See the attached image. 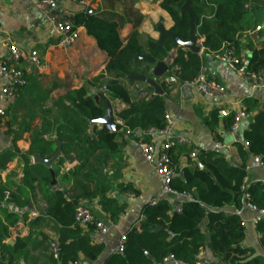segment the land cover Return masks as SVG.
Returning a JSON list of instances; mask_svg holds the SVG:
<instances>
[{
    "label": "trees",
    "instance_id": "1",
    "mask_svg": "<svg viewBox=\"0 0 264 264\" xmlns=\"http://www.w3.org/2000/svg\"><path fill=\"white\" fill-rule=\"evenodd\" d=\"M185 1L162 0L159 4V8L165 11L172 21L170 31L182 41L189 38V18L186 12L180 10ZM190 1L195 32L202 39V53L193 54L181 48L177 49L172 59V67L176 68L174 76L180 84L192 81L204 64V59L223 48L230 47L239 52L237 35L242 28L246 3L249 0ZM207 13H212L213 19L201 20V16ZM71 21L75 28H84L96 41L97 49L108 58L105 67L108 78L102 86L110 100L126 105L125 109L116 114V118L130 131L163 129L165 97L156 95L148 100L134 102L121 80L128 78L136 81V77L149 70V67L138 69L139 64L144 62H134L135 56L146 52L155 61H164L176 45L168 38L164 39L161 45L148 40L147 49L144 50L138 44L137 31H134L123 45L118 33V24L85 11L74 13ZM248 61L252 71L264 69V48L252 49ZM102 77H98L96 81ZM87 93V89L81 87L66 94L64 100L69 105L63 106L60 112L62 122L50 129L62 143L61 154H73L78 162L73 169L62 173L56 171V176L60 177L62 191H50L51 176L44 165H36L41 168L39 172L29 166L30 157L38 154L47 159L55 152V142L43 138V135L49 132L47 127L34 137L27 154L21 156L24 164L21 187H26L33 194V184L38 183L40 194L47 201L45 214L59 226L58 241L55 245L59 254L58 258L54 259L55 262L51 253L50 261L53 264H71L78 261L80 256L93 261L103 250L102 244L92 242L93 227L87 226L86 233H83L74 221L75 210L81 202L86 204L98 197L101 210L109 214L112 222H116L123 212V206H118L115 200L104 196L108 186L98 182L90 189L82 183L92 179L99 180L107 157H114L121 146L117 141L118 132L110 133L96 123L105 115V103L102 100L95 102L93 96H88ZM255 108L254 101L246 102L244 113L249 115L250 110ZM219 118V111H212L205 119L206 126L213 131ZM221 120L224 129L229 131L234 122V114L230 113ZM130 138L135 141L139 139L136 134ZM16 139H12L11 151L19 153L14 146ZM244 140L248 152L253 157H258L264 167V104L254 115L249 129L245 131ZM174 151L175 149H172L168 152L175 174L169 188L184 198L181 212H173L166 199L157 200L154 206L144 205L140 214L144 220L138 227H132L123 235L122 254L112 255L105 264H161L163 258L169 255L178 262L194 264L195 256L200 250L212 254L217 261L212 264H264L262 258L253 256V250L242 247L244 227L236 214L247 204L264 212V183H254L244 188L245 167L232 166L217 151H201L195 160H191L188 156L190 149H185L190 161L189 167L180 170L177 167L178 153ZM56 160L59 166L63 164L62 158ZM8 162V159H5L3 164ZM117 189L121 193L136 194L128 185H118ZM5 192L4 186L0 185V203ZM28 201L27 196L23 206H26ZM19 217L20 214L8 208H0V257L5 264H14L18 254L23 252L29 242L18 239L13 247L5 244L10 229L16 227ZM24 219L25 217L22 220ZM33 225L34 223H30L29 227L32 228ZM255 231L259 235L260 247L264 250V216L255 224Z\"/></svg>",
    "mask_w": 264,
    "mask_h": 264
},
{
    "label": "crops",
    "instance_id": "2",
    "mask_svg": "<svg viewBox=\"0 0 264 264\" xmlns=\"http://www.w3.org/2000/svg\"><path fill=\"white\" fill-rule=\"evenodd\" d=\"M38 1L0 0V29L6 33L8 38L15 41L22 51H37L42 61L49 67L43 72L33 71L28 76L27 85L20 90L17 99L10 106L0 95V104L6 109L5 123L3 122V129L0 132V185L4 186L6 193L10 192L6 208L20 214L19 221L15 228L10 229L9 238L5 244L13 247L18 239L29 241L23 252L16 257L14 264H53L50 261V255L58 241L59 226L45 214L47 201L41 196L38 183L33 184V194L26 187H21L24 166L21 156L27 154L34 137L40 134L44 127H47L49 132L44 134L43 138L55 142L56 136L53 132L51 133L50 129L62 122L60 112L63 106L69 105L64 97L81 87L87 89V94L97 96L98 100L110 104L114 117L126 108L124 103L110 100L103 91L102 84L108 78L105 74L108 58L97 49L94 38L89 36L84 28L78 27L79 37L74 45L66 50L55 48L54 32L46 17L35 6ZM56 1L72 13L81 11L86 13L89 10L88 14H94L118 24V33L123 45L132 33L137 31L138 44L144 50L147 49L148 40L158 41L157 27L159 24H162L166 30L172 27L168 14L159 8L162 0H76L84 1L87 9H82L72 0ZM241 26L237 40L239 48L244 51L249 60L252 49L264 48V0H249L246 3V16ZM257 27L261 30L256 31ZM5 37L0 34V61L5 60L8 55L3 42ZM172 51H175V57L177 50L172 49L169 53ZM201 53L202 50L199 54ZM144 54L148 55L146 52ZM203 63L208 67L210 75L224 86L227 92L225 100L213 102L182 86L174 76L176 68L172 66L170 73L158 82L163 91L162 96L165 97L166 113L172 120L169 134L172 137H182L186 141L184 146L174 148V152L178 153V169L189 167L190 161L185 154V149H190V152L197 150L199 154L201 151H217L232 166L245 167L244 183L247 186L264 183V169L253 163V156L248 152L244 140L245 131L249 129L254 115L261 110L264 104V89L251 93L241 77L224 64L214 60L212 56L205 58ZM139 65L140 70L149 67V70L141 75L150 77L151 66L144 63ZM100 76L103 77L96 81ZM121 83L127 88L134 102L148 100L154 95V90L147 88L142 82L126 78L122 79ZM2 84L0 80V89ZM144 88H147L146 94H142ZM252 101L256 104V108L250 110L248 115L252 117V120H241L234 132L224 129L221 117L213 131L206 126L205 119L212 111L227 108L230 102H240L244 108L246 102L251 103ZM118 135L117 141L121 144L120 149L114 157H107L99 174L100 179L82 183L90 189L98 182L108 186L104 196L115 200L118 206H123V212L116 222H112L109 214L101 210L98 197L85 204L90 208L93 220L102 222L108 227V231L103 235H92L93 243L103 245L99 257L90 261L80 256L76 261L78 264H105L109 257L116 254L120 239L125 232L136 227L144 205L162 198L168 200L173 209L185 201L178 195H161V179L156 174L153 165L144 161L140 155L137 141L130 137L125 138L121 132H118ZM14 137L17 138L14 146L19 153L11 151ZM151 142L155 150L159 152L163 138L154 136ZM216 144L219 145L218 148ZM5 159L9 162L3 164ZM38 164L33 163L30 157L29 166L37 172L41 170L39 166H36ZM77 164L76 159L73 165H68L63 160V164L59 166L58 161L54 160L51 167L54 173L57 170L62 173L75 168ZM55 179L57 185H50L52 187L50 191H62L59 183L60 177L55 174ZM118 185L131 186L136 194L121 193L117 189ZM27 196L29 201L26 206H23ZM13 199L15 201H12ZM83 202L81 203L84 204ZM29 204H31V209L28 208ZM236 213L244 227L242 247L253 250V256L260 257L264 261V250L260 247L259 235L255 231L257 212L243 206ZM23 217H25L24 220H22ZM30 223H34L32 228L29 227ZM80 229L86 233L85 228L80 227ZM9 240H12V244L7 243ZM203 253L205 264L217 262L209 251Z\"/></svg>",
    "mask_w": 264,
    "mask_h": 264
},
{
    "label": "built area",
    "instance_id": "3",
    "mask_svg": "<svg viewBox=\"0 0 264 264\" xmlns=\"http://www.w3.org/2000/svg\"><path fill=\"white\" fill-rule=\"evenodd\" d=\"M73 2L79 4L82 9H87V4L84 1ZM36 8L46 17L49 25L54 32L55 37V48L66 50L74 45L79 37L78 29L72 24V17L74 13L61 7L56 0H39L36 2ZM212 13H207L201 16L202 19L211 20L213 19ZM260 27L256 28V31H260ZM0 34L6 36L3 42L7 48V58L0 61V80L2 81V87L0 89V95L5 100L7 105H11L15 102L18 94L22 88L27 85L28 76L33 73V71H46L48 70V65H46L37 51H22L19 49L17 43L12 39L8 38L6 33L0 29ZM197 35V34H196ZM197 45L202 50V39L197 35ZM212 58L221 64H224L228 69L234 71L241 79L244 81L251 93L256 90L264 89V69L259 71H252L249 69V61L247 55L241 49L236 52L233 48L226 47L220 52L212 55ZM182 86L199 93L213 102H219L227 98V92L224 86L219 83L212 75H210L209 69L205 64H202L197 76L190 82L181 84ZM219 116L221 118L228 116V114H234V122L230 128V132L237 130L241 120L247 119L249 116L244 113V108L240 102H230L227 108L219 109ZM6 114V109L0 104V132L3 129L4 117ZM115 127L121 132L125 138H129L136 134L139 138L137 140L138 149L140 155L147 163L153 165L156 174L159 176L162 182V193L161 195H176V193L169 188V184L174 177V171L171 167V160L168 156V152L175 147L184 146L186 141L182 137H172L169 134V129L172 124L171 117L165 113L164 123L165 126L159 131L149 130L147 132L141 131H130L127 129L123 122L116 118L113 119ZM105 129L112 132L109 125L104 126ZM154 136H160L163 138L161 145V150L157 152L151 142ZM148 139V140H146ZM247 146V143H245ZM218 148L219 145L216 144ZM199 155V151H191L188 156L191 160L196 159ZM253 163L262 169H264L260 159L258 157H253ZM247 185L244 183V188ZM9 194L4 193V197L0 203V208L5 209L7 203L9 202ZM247 197V196H246ZM162 199V198H159ZM157 199V200H159ZM156 201L150 203L154 206ZM245 207L251 211L257 212L258 216L255 220V224L264 216V212L256 210L253 205L247 204ZM175 213L181 212V204L175 206L172 209ZM237 214V213H236ZM144 220L143 216H140L136 222V227L139 226ZM75 223L86 228L91 225L93 227V235H103L108 231V227L102 222L94 221L90 208L85 204H80L75 210L74 216ZM123 241L124 236L121 237L119 245L116 249V253L122 254L123 252ZM59 249L53 247L52 256L54 259L58 258ZM174 262L175 264H184L178 262L174 259L172 255L163 258L161 264H168ZM72 264H78L76 262ZM194 264H205L204 263V253L200 250L195 256Z\"/></svg>",
    "mask_w": 264,
    "mask_h": 264
},
{
    "label": "water",
    "instance_id": "4",
    "mask_svg": "<svg viewBox=\"0 0 264 264\" xmlns=\"http://www.w3.org/2000/svg\"><path fill=\"white\" fill-rule=\"evenodd\" d=\"M191 4L192 3L190 0H186L185 4L180 8L181 11H184L187 13L188 18H189V33H188L189 38L188 40L187 41L180 40L174 33H172L170 30H166L162 24H159L157 27V31L159 33V38H158L157 43L159 45L163 43V40L165 38H168L176 45V48H175L176 50L178 48H181L193 54H199L201 52V48L197 45V35L195 32V26H194L195 21H194V17L190 10ZM86 13H90V11L87 10ZM174 54H175V51H172L171 53H169V55L164 61H155L152 57L146 54L137 55L134 57V62H144L148 66H151L150 77H145V76L140 75L136 77L135 80L146 84L147 88H152L154 90L153 96L163 95V91L159 87L158 82L163 80L165 76H167L170 73V69H171L170 67L172 66V58L174 57ZM147 88H144L142 90V94H146ZM103 91L104 93H106L105 89ZM88 96H92V94L89 93ZM93 98L95 102H98L97 96H93ZM105 107H106L105 115L103 116V118H100L99 120H97L96 123L102 127L109 125L110 128L112 129V132H117L119 129L115 127L113 123L114 116H113V110L111 108V105L108 103H105ZM251 120H252V117L247 118V121H251ZM55 142H56V150L52 154L51 157L44 159V158H41L40 155L38 154L32 157L33 163L42 164L48 169L50 176H51L52 186L57 185V182L55 179V173L51 167L54 160H56L57 158H62L66 163H68V165H73L75 162V158L73 157V155H62L61 154V144L62 143L58 141L57 139H55ZM198 167L200 168L199 165ZM74 204L76 205L75 202ZM28 208L31 209V204L28 205ZM0 264H5L2 262L1 257H0Z\"/></svg>",
    "mask_w": 264,
    "mask_h": 264
},
{
    "label": "rangeland",
    "instance_id": "5",
    "mask_svg": "<svg viewBox=\"0 0 264 264\" xmlns=\"http://www.w3.org/2000/svg\"><path fill=\"white\" fill-rule=\"evenodd\" d=\"M246 16V15H245ZM245 19V18H244ZM8 106H10V105H8ZM12 107L10 108V111L12 112ZM8 115L10 116V117H12V115H10L9 113H8ZM4 123H5V117H4ZM54 167V166H53ZM8 193H10L9 191H8ZM8 244H12V240H9L8 242H7Z\"/></svg>",
    "mask_w": 264,
    "mask_h": 264
}]
</instances>
